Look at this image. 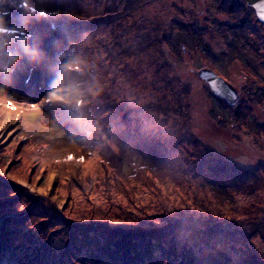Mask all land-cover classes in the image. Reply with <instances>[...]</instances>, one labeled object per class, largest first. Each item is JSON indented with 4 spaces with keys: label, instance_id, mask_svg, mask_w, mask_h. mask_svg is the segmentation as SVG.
<instances>
[{
    "label": "rangeland",
    "instance_id": "374dc122",
    "mask_svg": "<svg viewBox=\"0 0 264 264\" xmlns=\"http://www.w3.org/2000/svg\"><path fill=\"white\" fill-rule=\"evenodd\" d=\"M5 1L16 11L34 17L37 24L44 22L61 31L58 42L42 59L35 54L24 62L26 71L30 69L28 80L15 75L16 51L10 57L13 62L7 73L0 72V203L1 199L6 201L0 207L9 210L8 204L20 203L16 211L0 213V231L6 219L20 224L23 218L30 219L32 227L37 226L31 231L35 244L43 242L47 248L43 252L48 260L35 264H111L116 258L124 263L128 251L142 260L137 264H171L169 255L176 262L172 264H202L205 257L204 264L220 260H228V264H264V132L256 130L264 126V90L259 87L256 95V89L248 85L252 78L248 64H252L258 71L259 84L264 86V23H256L253 18L243 37L236 38L240 36L237 30L234 40L221 29L234 19L220 12L222 0H217L219 4L215 0ZM60 13L70 22H99L88 31L89 36H83V42L78 41L81 47L86 38L85 44L96 49L91 48L86 68L100 73L111 68L110 79L122 81L105 90L108 100L117 103L119 110L121 107L115 140L110 143L111 147H119L116 154L126 176L119 191L107 186L103 167L105 152L113 155L111 148H105L106 138L100 140L97 130L100 142L94 148L91 135L95 133L90 131L91 125L97 127L94 115L98 111L105 115L106 110L98 103L81 105L87 92L81 90L80 78L87 62L71 47L72 37L63 32L69 25L60 21ZM239 17H243L242 11ZM32 27L28 20L6 15L1 9L0 49L4 51V43L13 45L15 37L25 38L23 33L34 32ZM37 31L45 32L39 28ZM98 35L104 42L91 43ZM41 37L45 38L44 34ZM36 39L26 37L24 42ZM123 41L133 48H124ZM247 41L255 44L260 55L247 48ZM29 45L18 48L19 52H25ZM201 69H215L228 80L240 97L235 107L212 97L210 87L197 76ZM88 75L83 86L89 93L92 89L99 91L92 83V79L98 82V76ZM89 105L98 109L93 115L86 112ZM245 106L252 107V125L239 130L232 113L247 109ZM81 109L86 110L87 118L74 115ZM139 141L151 146V156L158 157L153 179H160L163 186L157 182L155 188H143L133 181L137 168L155 164ZM121 143L136 148L124 150ZM153 143L174 153L170 164ZM191 152L198 161H193ZM71 156L76 159L71 160ZM134 186L137 188L130 193L123 190ZM13 190L16 194L10 192ZM108 190L117 201L106 200ZM130 197L140 198L144 206L153 208L148 210L150 219L144 224L149 226L147 230L164 231L168 240L150 238L142 245L139 238L133 239L137 231L125 232L124 238L117 235L131 228L121 229L122 221L114 217L136 215L128 208ZM11 198L16 199L15 203L7 202ZM164 206L167 211L161 209ZM93 214L103 217L106 228L99 227L105 229L98 231V225L92 224L91 220L96 221ZM50 218L54 219L52 227L42 229L41 219ZM180 227L178 233L173 231ZM29 229L21 225L5 227L7 241L0 250V264H29L32 240H23ZM171 238L180 247L177 254L184 252L183 259L176 261ZM217 240L224 243H215Z\"/></svg>",
    "mask_w": 264,
    "mask_h": 264
},
{
    "label": "trees",
    "instance_id": "16d2710c",
    "mask_svg": "<svg viewBox=\"0 0 264 264\" xmlns=\"http://www.w3.org/2000/svg\"><path fill=\"white\" fill-rule=\"evenodd\" d=\"M4 1L5 0H0V10L3 9V12L6 15H10L12 17L15 16V18H20L24 22L25 21L27 22V20H28L31 24L34 25V27H32V29H34V32H32L30 34L26 32V33H23L22 36L25 37V38L26 37H30V38L32 37L33 39H36L35 37H38L39 39H36L32 43H29L28 41H26V43H25L24 42V39L25 38H20L19 39V37H15V39L13 41V45L15 44L14 47H13V45H11L9 43L8 44H5L4 43V46L1 47L2 49H4V51L0 49V72L7 73V72H5L6 69H9V67H10L9 64H11L13 62L10 59V57H11L12 53H15L14 51H16V52H18V54H17L16 60L14 59V63L16 64L15 65V67H16V74L15 75H17V76L18 75L19 76H26V80H28V77L30 75L29 74L30 72H28V70H30V69L27 68V71H26V66L24 65V62H26L28 58L32 59L33 58V55H35V54L37 55L38 59H40V58L42 59V57L45 55V53H47L58 42V40H59L58 34L60 33L61 28L59 30H56V29L53 30L49 26H46V24L44 22H41L40 24H37L39 22L34 17H32V16L30 18L27 17V15H29V14L25 15L24 12L20 13L21 11H16L14 7L12 8V6L7 5V4H4ZM215 1H216V3H218L217 0H215ZM132 2H133V0H132ZM129 7L132 8V6H129ZM218 8H220V10H221L220 12L221 13L230 14L232 17H234L233 20L227 22V23H229V25L226 23L223 26H221V29L225 32V34L226 35L228 34L230 37H233V39H234L235 34H237L236 33L237 30L239 31L240 36H236V38L238 40H240L241 37H243L244 31L250 25V23H251V21H252L253 18L256 19V23L261 24L259 22L257 16L255 15L254 8L247 6L245 0H222V3L219 4V7ZM64 9L66 10L65 7H64ZM74 9H76V7L71 8V10H74ZM184 11L188 12L189 14H193V12H190V10H185L184 9ZM184 11H182V12H184ZM241 11L243 12V17L240 18L239 17V13H241ZM22 14H24L25 16L22 15ZM61 15H62V17H61L62 20H60V21L64 22V24L66 26L69 25V28L68 29L65 28L63 30V32L69 38L72 37V41L73 42H72L71 47H73V49L77 53H79L80 55H83L84 58H86L84 60V62H87V64H85V68L81 71L82 77L80 78V80L82 81V84L80 82V87H82L81 90H84L85 92H87L86 98L83 101H81V103H82L81 105L84 106V107H86V105L88 106V104L98 103L99 106H102L106 110L105 115H103V113H101L99 111H98V113H97L96 116L94 115L95 119H94L93 123L96 124L97 127L96 128H93V126L91 125V130L90 131L93 132V133H95L96 130L97 131H100V133H99L100 140H102L103 138L104 139L106 138V140H105L106 143L102 142V143H104V145L106 144L105 145V148H108V147L111 148V152H112L113 155H110L109 156L105 152V155L106 156H105V160L103 161V167L106 170L107 182L109 181L112 184L111 185L108 182L107 186H112L115 189L117 188V190L119 191L118 186L119 185H122V181L121 180L123 178H125L126 176L123 174V171L121 170V162L118 159V155L116 154L117 153L116 152V149H119V147L116 148L114 145L111 147L110 146V143L113 144V142L115 140V137L113 136V134H114V128H115V126H117L116 125V120L118 118V115H120V112L119 111L121 110V107H120V110H119L117 108L118 105L115 106L117 103H115V105H114V103L111 102V100H108V95H107L108 93L106 91H109V90L115 88L119 84L121 85L122 84V81H121V79H110V75H111L112 71H110L111 68H109V67H108L109 68L108 69L109 71H107V69H106L107 72L106 71L105 72L103 71V73H100V71H97V70L91 71V69L86 68V66H89V62H88L89 58H88V56L89 57H92V54H91V51L90 50L93 49L95 51L96 49L95 48H92V47H91L92 48L91 49L90 46H88V45L85 44L86 43V38L84 39V45L81 46V47H80V44H79L78 41L81 39L82 42H83V36H87V35L89 36L90 33H88V31H90V30L92 31L93 28L95 27L94 25L96 23L94 21L89 23V22H87L85 20L82 21L81 23H76V22H72V21L70 22V20H67L66 18H64V15L63 14H61ZM237 17H238V19H236ZM209 20H211V18H209ZM98 23L96 25H99ZM38 28L39 29H42L45 32L39 33L37 31ZM221 29L219 30L220 32H221ZM41 34H44V37L45 38H42L41 37ZM96 34H98V33H96ZM178 34H181V33L178 32ZM33 36H35V37H33ZM92 38H95V35ZM234 40H236V39H234ZM251 41H249V42L247 41L246 42L249 45V47H247V48H251L252 51L258 52V55H260L259 50L256 49L255 44L253 42H251ZM0 42H1V39H0ZM103 42H104V40L102 39V36L101 35H98V38L96 37V39H92V41H91V43H93V44L94 43L95 44H97V43H103ZM128 43H127V41H125V42L123 41L124 48H126L127 50H131L133 48L132 47L133 45L131 43L130 44H128ZM26 44H30L29 45V48L25 52H19V49L18 48H21L23 45H26ZM156 44L157 43L153 44V47H155ZM236 47H237V45H236ZM38 50H40V52H38ZM235 51H238V49L237 50L235 49ZM248 67H249L248 68V73H250V75L252 76V78L249 79V82H251V83L248 84V85H251L253 89H256V95H257L258 94V91H259L258 88L260 87L262 90H264V86L262 88V85L259 84L258 71L256 69V66L253 67L252 64H248ZM99 68L100 67H98V69ZM209 68H211V67H209ZM213 70H215V69H213ZM88 72H89V74H90L91 77H96V75L98 76V82H96L97 80L92 79V83L97 84V87L99 88V91H95L94 89L91 88L92 89L91 90L92 92L89 93V91L83 86L84 85V81H86L85 79H86V75H88ZM217 75H219V74L217 73ZM253 77H254V79H253ZM112 85H113V87H112ZM205 86L207 87V85H205ZM101 92L104 94V96H98L99 94H101ZM211 94H212V97L215 98V96L213 95L212 91H211ZM216 99L219 100V98H216ZM261 99H263L262 96H261ZM220 102L224 103V101H222V100ZM224 104H226L230 108L235 107V104L233 106H231V105L229 106L227 103H224ZM246 104H247V102H246ZM245 108H247V109L242 110L241 108H239L235 113H232L233 114V118L232 119H235L234 126H235V128H237L239 130L240 129L241 130L242 129H245V126L246 125L249 128L252 125V122H251V120H253L252 119V115H253L252 114V111H253L252 110V107L245 106ZM83 110H85V109H81V112L80 111L79 112L76 111L74 115H77V116H79L80 118L83 119V118H87L89 116V115H86L87 113L90 114V115H93L92 112L97 111L98 109L94 105H89L88 109L86 108L87 111L85 110L87 113L84 112ZM147 112H149V111H147ZM224 123H228V122H225L224 121ZM252 128H253V126H252ZM253 130L254 131L259 130L261 132H264V126L263 125L262 126H257L256 130L255 129H253ZM246 132H249V131L246 130ZM91 136L93 137V143H94L93 146H94V148L99 147L100 140L97 139L96 133H95V135H91ZM123 137L125 138V136H123ZM119 140L120 141L122 140L121 137H119ZM126 140L129 141L128 138ZM116 141H118V140L116 139ZM124 142H123V144H124ZM122 145H121V148L124 149V150L125 149H131L132 150L133 148H136V147H130L128 145L127 146L126 145H123L122 146ZM140 145L143 148V152L145 150L146 151L145 152L146 155L148 157H152L151 156L152 149L150 148L151 146H147L145 143L143 144L142 142L139 141V146ZM154 146H158L159 147V145L156 144V143L154 144ZM160 149H162V148L159 147V150ZM155 151H157L156 148H155ZM160 151L162 153H164V154H162V157L165 158L166 163L167 164H170V160L169 159H171V157L172 158L175 157L174 153L172 155V153H169L171 151L167 150L165 147L162 150H160ZM193 154H194V152H191V154H190V156L192 157V159L195 157L193 159V161H198V158L195 155H193ZM152 158H154V157H152ZM167 160H168V162H167ZM154 161H155L154 166L137 168L138 171H136L135 174H134V177H132L133 181L135 180V184H136V182H138L141 186H143V188L146 185L147 186H150V187L152 186V187L155 188L158 185L157 182L159 183V186L160 185L161 186L164 185V183H162V181L160 179H156V178H155V180L153 179L154 178L153 172H156V170L158 169L159 159H158L157 156L154 158ZM148 172H150V173H148ZM159 186L157 187L158 188L157 190L161 191L160 192L161 193V196H164V191H162V189ZM136 188L137 187L134 186L133 189L132 188L131 189L130 188H126V189L124 188L123 190L126 191V192H128V193H130V191H134ZM10 192H12V193L14 192L16 194V191H14V190L13 191H10ZM108 193H109V190H108ZM130 199H132V200L129 201L130 204H129V207L128 208H129V210L131 212H135L136 211V215L133 216V217H129V218L124 217V219L122 218V216L118 217V216H115L114 215L115 216L114 219H117L118 218L119 221H122L121 223H123L122 224L123 227L121 229L131 228L132 230L131 229H126L123 232L117 231V232H119L117 235L119 237H121V236L123 237L124 235H125L124 237H127L125 232L130 231L132 234H134V231L135 232L137 231L138 233L136 232V235L133 236V239L134 238H136V239L139 238L138 241H140L142 245L143 244L146 245L147 240L150 239V238L151 239H155L157 241L158 240H161L162 242H165V240H168V237H167L166 233L164 231H162V230H159V231H156V232L147 230V227H149V226L146 225L148 223L147 222V219H150V217H148L149 216L148 210L153 211V208L150 207V206L149 207L148 206H144V203H142L140 201L141 200L140 198H137L136 199V198L130 197ZM168 199H169V196H168ZM106 200L117 201L118 198H117V196L110 195V193H109V195L106 198ZM1 201H2V203H0V205L1 204H5V202H6L4 199H1ZM10 201L11 202L13 201V203H15L16 199L13 198V200H12V198H11L7 202H10ZM166 201L168 203L170 200L169 201L166 200ZM18 202H19V200H18ZM164 202H165V200H164ZM19 204L16 205L17 207L14 206V204H12V205H11V203L8 204V206L6 208H8L9 210H4L2 207H0V213L3 212V211H8V212L11 211V210H13V211L15 210L16 211L18 209V207L20 206ZM103 204H107V202L106 203H103ZM166 206H167V204H166ZM3 207L5 208V206H3ZM12 207L14 209H12ZM100 207L98 206V209ZM161 209L163 211L164 210L167 211V209L165 208V206L164 207H161ZM16 213H18V212H16ZM168 213L170 214V213H173V212L169 211ZM32 215H35V213L33 212ZM93 215L94 216H92V217H95V214H93ZM1 216H3V215H1ZM97 218H99V217L97 216ZM97 218H96V221L95 220H91L92 224L98 225L97 227L103 226V227L106 228V223H104L103 217L102 218H99V219H97ZM52 220H54V219L50 218L49 221H44L43 219H41V222L40 223L43 224L42 229L46 225L49 228L52 227V223L54 224V222ZM24 221H25V223H24ZM145 221L147 222L146 224H144ZM4 222H5V226L0 231V250H1L2 246H4V244H5L4 242L7 241V239H6L7 238L6 232L4 231L5 227L7 226V227L10 228L12 226L13 228H15L16 225H18V226L21 225L25 229L28 228V227L31 228V229H29L30 233H28V235L26 237H24V239H23V240H25V238L26 239L29 238V239L32 240L31 247H32L33 251L30 252L31 253V255L29 257L30 259H28L29 264H35L36 262L45 263L48 260V257L45 256V254L43 252L44 250L47 249V248L44 249L43 242L40 243V244H35L36 241L34 239L33 233L35 231L34 229H36L37 226H33L32 227V223L33 222H31L30 219L23 218V223H21V224H20L21 221L18 222V220H13V219H6ZM83 225L86 226V227H88L87 224L86 225L83 224ZM107 227L108 228H111L109 226H107ZM176 227H179V226H176ZM181 227H180V229L173 228L174 229L173 231L175 233L176 232L178 233L181 230ZM102 228L99 227V229L97 228V230L100 231V229H102ZM105 228H103V229H105ZM74 229H76V228H74ZM32 230H34V231L31 232ZM167 230H169V229H167ZM15 231H17V230L16 229H12V232H15ZM51 233L52 234H56L57 232L55 233V231H53ZM36 235H38V234H36ZM115 237H116V235L114 234V237H112V239L113 240L116 239ZM171 239L169 240L170 241V244H171V247H172L171 251H172V253L174 255H176L177 254V251L180 250V247H179L178 243L175 242V239L174 238L172 240ZM142 242H144V243H142ZM29 247H30V245H29ZM13 249H15L14 246H13ZM128 252L126 253V251H125L126 256L124 258V260H125L124 263H121V261L119 260V258H116L115 261H112L111 260L112 262L110 261V263L111 264L112 263L113 264H115V263H117V264H128V261H130L131 263H129V264H137L138 262H142V260L139 259V257L136 258L135 256L130 255ZM183 253H181V254L179 253V254H177L175 256L176 261L179 260L180 258L183 259L182 258V254ZM142 258H143V256H142ZM205 258H202V260L200 261V263L204 264V262L206 261ZM168 261L171 264H172V262L173 263H176L172 255H169L168 256ZM215 264H228V260L227 261L220 260V261H218Z\"/></svg>",
    "mask_w": 264,
    "mask_h": 264
},
{
    "label": "water",
    "instance_id": "95a60500",
    "mask_svg": "<svg viewBox=\"0 0 264 264\" xmlns=\"http://www.w3.org/2000/svg\"><path fill=\"white\" fill-rule=\"evenodd\" d=\"M247 6L253 7L259 22L264 23V0H245ZM199 76L210 88L216 98L233 106L239 100V94L223 77L212 69H201Z\"/></svg>",
    "mask_w": 264,
    "mask_h": 264
},
{
    "label": "snow or ice",
    "instance_id": "6c2138e0",
    "mask_svg": "<svg viewBox=\"0 0 264 264\" xmlns=\"http://www.w3.org/2000/svg\"><path fill=\"white\" fill-rule=\"evenodd\" d=\"M11 107H12L13 109H15V108H16V105H15V104H12ZM70 159H71V160H75L76 157H75V156H71ZM82 162H86V161H85V160H82ZM204 163H206V164H211L212 162H211V161H206V162H204ZM215 243L223 244L224 241H222V240H217V241H215Z\"/></svg>",
    "mask_w": 264,
    "mask_h": 264
}]
</instances>
